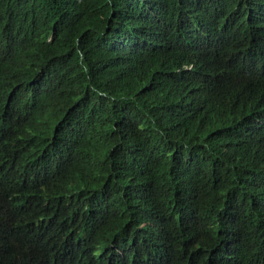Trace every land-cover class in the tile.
Masks as SVG:
<instances>
[{"label": "trees", "instance_id": "1", "mask_svg": "<svg viewBox=\"0 0 264 264\" xmlns=\"http://www.w3.org/2000/svg\"><path fill=\"white\" fill-rule=\"evenodd\" d=\"M262 5L264 0H251ZM244 0H0L11 52L37 54L30 84L0 97L16 107L0 120L18 126L0 147V264H264V172L251 153L264 143V81L213 99L201 94L219 74L249 77L258 66L257 30L241 20ZM232 122L246 131L243 145ZM53 136L60 155L44 175ZM108 177L109 202L85 216L41 207L44 177L66 188L81 164ZM14 176L25 184L14 185ZM211 181L224 218L176 215L151 238L143 217ZM208 190V189H207ZM206 190V191H207ZM206 193L199 192L205 207ZM222 201L216 200L218 211ZM220 225V226H219ZM220 230L224 232L222 238ZM242 235L240 250L227 249ZM180 246L188 245L183 250ZM247 247V257L239 253Z\"/></svg>", "mask_w": 264, "mask_h": 264}, {"label": "clouds", "instance_id": "2", "mask_svg": "<svg viewBox=\"0 0 264 264\" xmlns=\"http://www.w3.org/2000/svg\"><path fill=\"white\" fill-rule=\"evenodd\" d=\"M244 3V7L238 10L239 18L249 23L248 29H256V20L264 16V4H251V0H244ZM8 17H10L8 11L0 10V26L6 22ZM257 32L260 36L258 45L253 49H248L260 50L257 57L258 66L252 74L247 78H243L240 74L234 72L230 75H216L212 82L205 83V89L201 94H194L191 96L190 99L193 103L198 102L200 97L208 99L215 98L222 92L223 87L228 91L238 92L243 90L251 82L264 81V26L260 30H257ZM8 35L9 33L6 34L2 32L0 28V97L9 91L21 89L34 83H36L40 91L46 92L48 87L46 76L41 74L36 78L33 72V63L38 57L37 54L28 49H22L19 52L9 51L8 47L2 45L3 40H5ZM0 108L6 115L10 109L16 107L0 104ZM18 126L14 127L11 123L3 119L0 120V147L14 138ZM230 131L235 132L239 141L243 145L245 144L247 135L246 129L239 123L232 121L230 129L221 143H223ZM41 140L46 147L52 151V158L44 173L45 175L55 170L59 164L60 155L56 147V140L53 136L47 140L43 138H41ZM251 153L257 168L264 172V143L255 141L252 145ZM44 175L34 187V199L43 208L59 209L65 213L85 216L92 205L104 206L109 202L110 196L106 188L108 177L101 174L96 166L85 163L79 165L74 171V182L66 188L54 185L47 180ZM13 178L14 185L22 186L25 184L23 178L17 176ZM204 181L205 178H200L192 182L189 189L191 192L189 199H183L180 203L171 208L155 210L146 214L143 217L146 226L141 227L144 234L154 238L160 231L168 233L171 221L176 215H181L185 219L205 217L207 215L213 216L214 218L218 216L224 218V215L227 216L226 204L218 198L216 185L211 181L210 184L203 187L202 183ZM199 192L202 194L206 193L205 197L208 198L207 201H205L206 208L199 206ZM216 200H220L222 203L215 214L207 208H213ZM256 216L259 217L256 221L262 225L264 246V204L257 209ZM223 234L224 232L220 230L221 238ZM241 236L234 235V239L228 244L227 249L232 253L240 250L242 247V244L238 242V238ZM174 244L183 250L189 247L188 245H183L181 247L178 242H174ZM239 256L247 257V247L243 252L239 253Z\"/></svg>", "mask_w": 264, "mask_h": 264}]
</instances>
